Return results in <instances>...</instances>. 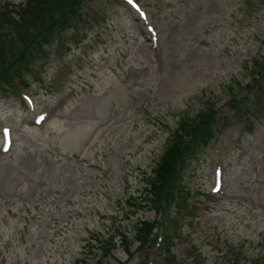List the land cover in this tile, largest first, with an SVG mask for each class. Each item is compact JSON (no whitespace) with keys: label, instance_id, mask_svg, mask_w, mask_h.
Returning <instances> with one entry per match:
<instances>
[{"label":"rangeland","instance_id":"rangeland-1","mask_svg":"<svg viewBox=\"0 0 264 264\" xmlns=\"http://www.w3.org/2000/svg\"><path fill=\"white\" fill-rule=\"evenodd\" d=\"M23 1L0 0V9L10 15ZM46 1L49 5L53 0ZM55 1L68 7L67 0ZM142 1L149 6L150 0ZM164 1L169 3L161 6L165 14L172 9L179 16L168 24L160 22L158 50L164 53V69L159 72L154 55L136 41L142 27L138 18L118 0H84L83 22L70 27L65 39L72 41L74 52L88 43L90 52L101 51L86 64L88 79L98 75L93 82L99 89L85 99L78 94L61 112L65 118L52 119L47 131L17 125L22 105L0 84V118L1 113L7 116L17 131L15 159L0 158V264H123L129 256L131 264H146L145 252H139V234L149 232L140 228V221L155 215L149 205H155L149 201V175L172 143L180 120L194 118L204 105L220 114L219 131L188 168L181 197L189 205L182 207L186 217L180 212L172 226H165L162 247H172L167 259L158 253L155 262L264 264V213L258 211L264 204V122L250 135H238L240 117L224 103L231 87L236 90L237 82L248 79L259 58L264 0ZM148 10L153 16L154 9ZM52 32L42 28L28 45L43 35V47L49 48L51 40L46 38L51 39ZM17 33L19 42L10 44ZM0 34L6 37L11 55L5 52V57L10 60L31 32L5 22ZM104 34H110L109 42ZM130 42L135 47L129 62L136 71L122 83L124 65L116 56L121 54L125 61L129 45H124ZM50 50L40 72L65 59L62 47L56 53ZM4 62L0 41L1 74L11 68L3 67ZM75 87L78 93V82ZM36 88L38 96L45 95ZM145 94L156 99L147 112L133 122L113 124L129 107L133 113ZM89 135L96 136L90 147L84 143ZM218 151L228 155L227 193L213 198L207 188ZM141 194L149 203L144 207L137 200ZM166 220L165 216L157 225ZM110 229L125 233L127 243L112 240L116 245L100 249L98 239L104 241Z\"/></svg>","mask_w":264,"mask_h":264},{"label":"snow or ice","instance_id":"snow-or-ice-1","mask_svg":"<svg viewBox=\"0 0 264 264\" xmlns=\"http://www.w3.org/2000/svg\"><path fill=\"white\" fill-rule=\"evenodd\" d=\"M129 3H132V0H129Z\"/></svg>","mask_w":264,"mask_h":264}]
</instances>
